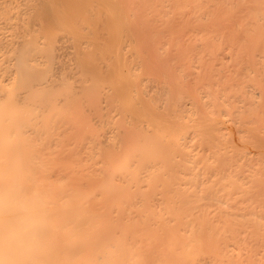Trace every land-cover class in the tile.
<instances>
[{
  "label": "bare ground",
  "instance_id": "bare-ground-1",
  "mask_svg": "<svg viewBox=\"0 0 264 264\" xmlns=\"http://www.w3.org/2000/svg\"><path fill=\"white\" fill-rule=\"evenodd\" d=\"M0 264H264V0H0Z\"/></svg>",
  "mask_w": 264,
  "mask_h": 264
}]
</instances>
